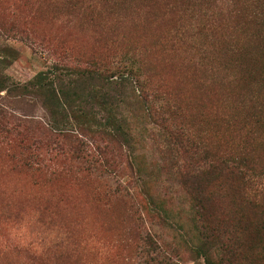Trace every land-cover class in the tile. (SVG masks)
<instances>
[{
    "label": "rangeland",
    "instance_id": "rangeland-1",
    "mask_svg": "<svg viewBox=\"0 0 264 264\" xmlns=\"http://www.w3.org/2000/svg\"><path fill=\"white\" fill-rule=\"evenodd\" d=\"M234 9L231 0H0V72L9 84L24 85L53 66L80 70L94 58L108 68L135 66L145 97L165 100L191 140L188 153L166 146L142 103L119 108L135 115L133 146L107 144L65 116L52 122L31 95L0 91L1 109L32 121L35 136L68 152L46 153L27 168L0 134V264H206L194 246L202 222L176 168L194 167L197 156L234 154L264 171V116L253 118L243 101L262 89L264 42L252 25L241 29L246 22ZM232 43L240 55H226ZM106 144L120 156V171L69 152ZM235 190L224 184L215 205L240 226L231 235L233 258L227 262L213 242L212 259L264 264L256 216L238 213ZM223 226L231 229L227 220Z\"/></svg>",
    "mask_w": 264,
    "mask_h": 264
},
{
    "label": "trees",
    "instance_id": "trees-1",
    "mask_svg": "<svg viewBox=\"0 0 264 264\" xmlns=\"http://www.w3.org/2000/svg\"><path fill=\"white\" fill-rule=\"evenodd\" d=\"M231 3L234 7L239 6L240 9L234 11L243 16L246 22L241 29H247L252 25L255 30L253 37L264 42V0H231ZM237 48L241 47L235 43L230 44L226 55H240ZM260 53L264 54V48L260 49ZM238 62L241 60L237 59ZM139 69L135 66L108 68L104 60L94 58L83 69L75 71L66 69V74L63 73V69L53 66L48 72L39 73L24 85L9 84L8 78L0 72V91L17 93L21 96L31 95L41 102L52 122L57 123L59 117L65 116L79 125L80 132L95 134L107 144L117 146L121 144V147L128 148L133 146L134 136H137L134 128L135 115H123L119 112V108L129 104L146 103L148 104L146 113L148 118H152L156 126L155 131L159 136H166L164 144L188 153L187 148L191 145V140L186 137L185 130L178 124L177 114L167 103L163 104L165 100H161L162 104L157 105L159 101L156 96L152 99L145 97L147 86L135 75V71L139 74ZM133 76L136 79H133ZM261 84L262 89L259 93L243 100L244 103L247 101V104L252 106L251 110L254 111L252 117L257 118L256 120L264 116V79ZM78 89L81 90L80 93ZM128 92L131 93V97L128 96ZM33 131L32 121L17 118L0 108V134L4 135V142L15 150L19 162L25 167L31 168L39 164L46 153L50 156L57 154V157L68 154L65 148L60 143L52 141L50 136L38 137ZM107 144L104 147L97 146L95 153H84L78 146L69 152L72 151L73 156H76L75 159L80 163H89L93 167L95 165L110 169L114 167L119 170L121 163H117L116 159H120V156L110 153ZM54 159L51 158L49 161L53 162ZM196 160L194 167L184 165L176 168L174 173L189 193L193 201V209L199 216V222H202V234L200 233L197 243L194 244L195 251L206 264H217L212 259L213 254L209 246L215 242L218 252L227 256L226 261L231 263L235 244L231 235L235 227L240 226L232 225L230 213L216 209L215 205L223 202L220 193H217L221 187L223 188L224 184H234L239 188L238 191L235 190V196L232 198L240 201L241 207L238 213L243 216L247 212H252L256 216L254 228L259 234L261 259H264V189L262 188L264 171L251 159L249 160L247 155L215 154L207 162L199 156ZM170 161L173 166H177L174 158ZM128 166L132 169L133 163L129 162ZM158 216L163 222L168 221L165 210H160ZM225 220L231 229L228 230L223 226Z\"/></svg>",
    "mask_w": 264,
    "mask_h": 264
}]
</instances>
